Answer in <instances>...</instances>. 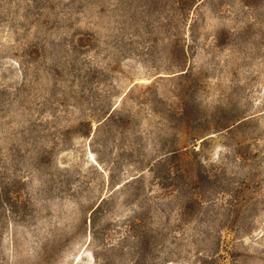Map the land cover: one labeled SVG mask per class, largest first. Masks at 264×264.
<instances>
[{
  "label": "rangeland",
  "instance_id": "obj_1",
  "mask_svg": "<svg viewBox=\"0 0 264 264\" xmlns=\"http://www.w3.org/2000/svg\"><path fill=\"white\" fill-rule=\"evenodd\" d=\"M0 264H264V0H0Z\"/></svg>",
  "mask_w": 264,
  "mask_h": 264
},
{
  "label": "trees",
  "instance_id": "obj_2",
  "mask_svg": "<svg viewBox=\"0 0 264 264\" xmlns=\"http://www.w3.org/2000/svg\"><path fill=\"white\" fill-rule=\"evenodd\" d=\"M178 68H185V64H182V62H179V64L177 65ZM188 72V71H187ZM215 117H218L217 120H215L212 123L213 128H218L220 127V125L227 127V124H225L223 121L221 120L220 116H218L216 113L214 114ZM181 119H183L182 121H185L186 123H188L190 126L197 123L198 119H200L199 117V113L198 110L196 109V111L194 110L193 107H185L182 111H181ZM201 123V122H200ZM204 134L203 132H198V135ZM172 158H182V153L181 151H175L172 153ZM203 164V162L199 161L198 162V166L201 167ZM182 166V165H181ZM175 173L173 176V180L175 181V183L180 184L182 181L183 182H188L191 183L193 181L197 182L200 181V176L196 173H185L186 170L182 167H180V165H177V167H175ZM182 182V184H183Z\"/></svg>",
  "mask_w": 264,
  "mask_h": 264
}]
</instances>
